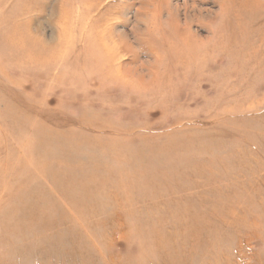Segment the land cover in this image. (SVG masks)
<instances>
[{
	"label": "rangeland",
	"instance_id": "374dc122",
	"mask_svg": "<svg viewBox=\"0 0 264 264\" xmlns=\"http://www.w3.org/2000/svg\"><path fill=\"white\" fill-rule=\"evenodd\" d=\"M96 1L0 0V264H264V0Z\"/></svg>",
	"mask_w": 264,
	"mask_h": 264
},
{
	"label": "bare ground",
	"instance_id": "6f19581e",
	"mask_svg": "<svg viewBox=\"0 0 264 264\" xmlns=\"http://www.w3.org/2000/svg\"><path fill=\"white\" fill-rule=\"evenodd\" d=\"M5 0H3V2H4ZM97 1H101V0H97ZM97 1H96V3H97ZM156 1V0H155ZM162 1V0H161ZM168 1V0H167ZM251 1H256V0H251ZM61 2H63V1H61ZM98 2V3H99ZM154 2V1H153ZM164 2H166V1H163V3ZM162 3V4H163ZM193 3V2H192ZM6 4V3H5ZM144 4H151L150 3V1L148 2V3H144ZM3 5V4H2ZM34 5V4H33ZM44 5H46V3H44ZM6 6H7V4H6ZM5 6V7H6ZM155 6H156V4H155ZM161 6V5H160ZM166 6V5H165ZM165 6H164V8H165ZM184 6H186V4L184 5ZM32 8V7H31ZM184 8V7H183ZM51 11H50V15H51V17H52V20H55L56 21V23H57V26L56 27H58L60 30H62L63 31V29H62V27H64V25H65V20L66 19H64L63 18V16L65 15V13H64V15L62 16L61 15V13H63V7H62V5H61V3H59V5L56 7L55 5H53V6H51ZM163 9V8H162ZM177 9V8H176ZM39 10L41 11V12H43L44 11V8H42V9H36L35 10V8H33V9H27V17H26V20L28 19V21H27V23H25V24H22V26L23 25H25L24 26V28H22L24 31V33L25 34H23V35H25V37H23V38H28V34H29V32L31 31V29H33V31H35V32H37V33H39V32H41L42 30H43V28L41 27V26H43L42 24L40 25V23L38 24V23H35L36 22V15L35 16H33L32 14H37V13H40L39 12ZM175 9H173V12L171 13V12H169V19H170V21L168 20V22L166 21V22H164V23H160V22H156L157 24H158V26H154L155 27V29L157 28L158 30H165L166 32L165 33H161L162 35L161 36H163V35H165L167 32V34H169V36L171 35L172 37H173V35L175 36V38L173 37V40L171 39V43L169 42V44H167L168 45V47L170 46L171 48H176V50H177V52L179 53V51L181 50V49H190L191 51H194L196 48H192V47H196V45H195V40H194V38H198L197 36H196V34L195 35H193L192 34V32H190V26H191V20L189 21H187L188 23H186L185 24V26L184 27H180V25L178 24V22H176L177 21V19H176V13H175V11H174ZM195 10V9H194ZM33 11H37V12H33ZM53 11H55V13L53 14L52 12ZM158 11V10H157ZM188 11V10H187ZM46 12V11H45ZM47 13V12H46ZM52 13V14H51ZM189 13V12H188ZM157 14V13H156ZM229 14V13H228ZM31 15V16H30ZM43 15H45V14H43ZM189 14H186V16H188ZM32 16H33V18H32ZM56 16V17H55ZM67 16V15H66ZM158 16H160V14L158 13L157 14V16L156 17H158ZM25 17V16H24ZM53 17H55V18H53ZM67 18V17H66ZM154 19V18H153ZM158 19V18H157ZM194 19V18H193ZM215 19H217V17L215 18ZM25 20V19H24ZM195 20V19H194ZM23 21V20H22ZM151 22V21H150ZM186 22V21H185ZM13 23V22H12ZM155 23V24H156ZM62 26V27H61ZM165 27V28H164ZM65 28V27H64ZM153 28V27H152ZM179 28L181 29V30H183V33L182 34H179ZM42 33V32H41ZM40 33V34H41ZM192 34V35H191ZM31 36L29 37V39H28V42H29V44L31 45V46H35L34 44H38V42L37 41H35V39H36V37H34V35H32V34H30ZM15 35H10L9 36V40H13V42H14V48L15 47H17L18 49H19V41L22 39V36L20 37V38H18V40H16L15 38ZM102 37H104V35H102L100 38H101V45H102V47L105 45L104 44V41H103V39H102ZM49 39V38H48ZM162 39V38H161ZM200 39V38H199ZM43 40V39H42ZM149 40V39H148ZM160 40V39H159ZM164 40V39H163ZM167 41H169L168 39H166ZM201 40V39H200ZM52 41H54V40H52ZM40 42V41H39ZM44 43H45V40H44ZM60 43H62V42H60ZM47 44H49V43H47ZM198 44V43H197ZM44 46H47V45H44ZM106 46H109V45H106ZM201 46V45H200ZM259 46V45H258ZM35 47H37V46H35ZM111 47V46H110ZM14 48H11L10 47V49H11V51H13V49ZM115 48H116V46H115ZM163 48V47H162ZM198 48V47H197ZM57 49H60V48H57ZM63 49V48H62ZM105 49H106V47H105ZM104 49V50H105ZM111 50H112V48H110ZM193 49V50H192ZM16 50V49H15ZM107 51H110L109 49H108V47H107V49H106ZM61 51V50H60ZM114 51V50H113ZM196 51V50H195ZM262 51H264V49H262ZM62 52V51H61ZM33 53V51H28V50H23V52L21 51L20 52V54H21V56H19L18 58H17V61L19 62L20 60L21 61H33V60H35V58H36V55H34V54H32ZM111 53V52H110ZM196 53V52H195ZM60 54V53H59ZM63 55V54H62ZM109 54H107V56H108ZM4 56V55H3ZM118 56V55H117ZM154 56H156V55H154ZM181 56V55H180ZM194 56V55H193ZM6 57V56H5ZM109 57V56H108ZM179 58V57H178ZM12 59V58H11ZM116 59V58H115ZM158 59H159V57H158ZM109 60V59H108ZM111 60H113L112 58H111ZM117 60V59H116ZM119 61V60H118ZM157 61V60H156ZM112 62V61H111ZM114 64H116V63H114ZM168 64V63H167ZM112 73L114 74V76H116L117 78H124L125 80L124 81H128L129 80V78H131V76L129 75V71H130V68L129 69H127L125 72H123V70L122 69H119V68H117V69H113L112 68ZM132 72H133V70H132ZM139 74V73H138ZM137 75V74H136ZM157 75H158V73H157ZM131 82H134V84L135 85H139V84H141V85H143L146 81H145V79L142 77H138L137 79H135L134 81H131ZM27 119H28V117H27ZM38 156V155H37ZM25 160V159H24ZM27 163V162H26ZM30 164V163H29ZM31 165V164H30ZM35 165V164H34ZM36 166V165H35ZM39 178V177H38ZM34 181H35V179H34ZM32 183V182H31ZM77 183V182H76ZM48 185V184H47ZM83 186H81L82 188L84 187L85 188V183L83 182V184H82ZM45 190H46V187L45 186H43L42 187V189H41V191H42V194H44L45 193ZM14 196V195H13ZM9 201V200H8ZM47 201V200H46ZM39 204V203H41V200H34L33 202H32V204L31 205H35V204ZM31 205L29 206V207H27L26 209H27V211H29V209H30V207H31ZM22 220H23V218L24 219H31V217H32V215H29L27 212H23L22 211V213H21V216H19Z\"/></svg>",
	"mask_w": 264,
	"mask_h": 264
}]
</instances>
